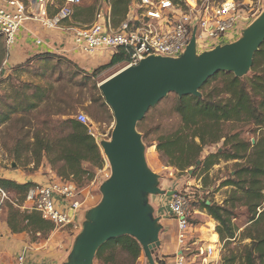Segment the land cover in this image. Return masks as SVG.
I'll list each match as a JSON object with an SVG mask.
<instances>
[{"label":"trees","instance_id":"16d2710c","mask_svg":"<svg viewBox=\"0 0 264 264\" xmlns=\"http://www.w3.org/2000/svg\"><path fill=\"white\" fill-rule=\"evenodd\" d=\"M111 2L112 25L118 27L125 20L132 0ZM39 58L37 61L45 62L42 75L48 71L55 73L57 68L48 63L61 60L49 54ZM125 61L124 53H115L109 63L94 71L93 76ZM69 64L77 68L73 63ZM80 74L81 71H76L72 78L76 79ZM62 80L60 75L55 82ZM54 90L53 85H37L16 92L13 103L2 102L5 108L0 109V125L11 121L17 114L23 120L33 116L31 114L37 112L41 103L55 95ZM201 90V97H178L174 111L180 125L176 131L160 135L155 146L167 167L182 173L192 171V176L200 169L206 175L221 161L235 162L238 169L234 179L227 178L221 184V188H233L230 198L223 205L203 201L201 208L216 222L220 242L230 248V255L224 257L222 264H264V43L255 53L249 76L240 78L233 73H219ZM72 116L63 110L57 116L49 114L40 125L44 129L36 128V118L25 123L22 129H27L24 138L18 139L10 152L15 164L30 166L28 162L21 164L22 158L29 155L35 158L34 171L41 165H49L60 180L71 181L79 187L85 181L93 180L95 173L86 165L102 169L104 159L88 127ZM245 134L253 135L255 142L252 143ZM222 143L217 152L205 155L206 150ZM44 159L47 160L45 163ZM208 178L207 175L204 177L203 186ZM36 186L0 178V202L4 192L7 195L14 193L22 203ZM237 204L244 209L243 214L240 208L237 210ZM10 209L8 225L13 233L30 230L43 236L55 228L35 211L21 212L12 206ZM241 215L245 221L239 225ZM24 222L27 223L25 226ZM242 228L244 231L240 232ZM248 240L250 242L246 243ZM142 253L140 243L125 236L107 242L97 258L104 264H136Z\"/></svg>","mask_w":264,"mask_h":264},{"label":"built area","instance_id":"2783aa9c","mask_svg":"<svg viewBox=\"0 0 264 264\" xmlns=\"http://www.w3.org/2000/svg\"><path fill=\"white\" fill-rule=\"evenodd\" d=\"M36 13L26 4L9 2L13 10L0 7V36L9 45L15 42L17 32L29 18H35L47 28H58L73 15L74 7L82 0H64V6L53 18L48 16L52 0H32ZM264 9V0L257 5H246L237 0H132L125 20L118 28L112 25V7L107 13L100 10L97 22L91 27L74 32V44L82 52L94 55L100 51L122 52L125 68L139 66L151 57L179 59L196 39L197 53L213 51L238 37ZM124 68V69H125ZM75 119L89 129V134L99 143L89 118L79 114ZM110 178V177H109ZM80 191L71 181L51 180L32 188L27 195L31 210L43 220L61 229L74 224L76 214L83 209ZM67 201L74 209L73 216L57 206L56 199ZM2 192L0 214L4 201ZM167 208L177 221V243L180 248L174 264H220L222 247L207 245L192 234L193 212L190 198L176 193L169 198ZM76 227V226H75ZM19 256L16 264H24Z\"/></svg>","mask_w":264,"mask_h":264},{"label":"water","instance_id":"95a60500","mask_svg":"<svg viewBox=\"0 0 264 264\" xmlns=\"http://www.w3.org/2000/svg\"><path fill=\"white\" fill-rule=\"evenodd\" d=\"M243 32L238 42L201 56L194 37L179 59L151 57L139 66L121 70L100 85L116 121L112 141L103 145L111 176L101 187L102 203L87 214L89 222L77 240L72 264H93L107 242L125 236L136 239L149 263L156 264L152 252L160 246L163 227L148 197L163 193L158 189V177L146 169L138 124L171 94L201 97V89L219 73L242 78L246 68H252L255 53L264 43V13ZM12 167L17 165L13 163ZM175 194L168 192L167 196ZM73 213L71 208V217Z\"/></svg>","mask_w":264,"mask_h":264},{"label":"rangeland","instance_id":"374dc122","mask_svg":"<svg viewBox=\"0 0 264 264\" xmlns=\"http://www.w3.org/2000/svg\"><path fill=\"white\" fill-rule=\"evenodd\" d=\"M111 1L112 0H84V5L89 3L92 8H96V10L99 8L100 10H103L104 13H106L109 6L112 7ZM237 1L239 3L252 6L257 5L258 2V0ZM263 13L264 9L261 11L260 16H257L256 19L251 22L249 27H247L245 30L250 28L253 23L260 19ZM243 33H241L238 37L233 38L231 41H229V43L226 42L219 47L225 48L238 42V40L243 38ZM201 55H203V53L198 54V56ZM48 64L57 68L55 73L48 71L45 75H42L45 62L35 61L27 66L24 70H18L7 81L0 82V109L5 108L3 103H13L15 100V93L19 92L20 90L27 91L29 90V87L37 85L43 87H49L50 85L55 86V95H53L49 101L41 103L37 112H33L31 114L33 116L23 120L21 115L17 114L12 116L11 121L3 124L0 127V172H11L13 170L12 164L15 163V161L10 152L13 147H15L17 140L24 138L27 132V129L25 128L22 130L25 123H28L29 120L31 121L32 118H36L34 125L37 129H42L43 127L40 125L43 124L46 116L49 114L57 116V114L63 110L66 112V114L73 115L72 118H75V115L79 114H85L89 118L91 126L95 129V134L99 141L98 145L104 159V167L102 169H97L91 165H86V167L95 173L93 180L97 178L96 180H98V182L104 183L111 176V165L103 145L112 141V135L116 121L112 109L106 103L103 92L100 89V85L113 75L123 70L126 64L125 62L118 64L99 73L97 76H93V73L99 67L96 69L94 68V70L92 69V71H85L78 66H76L77 68H74L66 60L58 59L53 60ZM69 69L70 71H68ZM251 69L250 67H247L246 71L242 74V78L249 76ZM76 71H81V74L78 75L76 79H74L72 78V75L73 73H76ZM60 75L62 76L63 80L60 83L55 82L57 77ZM177 100L178 96L175 94H171L163 99L157 106L150 109L144 120L141 121L137 127V132L139 136L142 137L146 169L148 172L158 177V189H160V191L163 193L161 195H150L148 197V201L154 209L155 217H160L162 219L161 215L163 213L160 209H167V204L170 198L167 196L168 192L183 193L187 195L191 200L193 225L197 224L202 226L201 229L204 232L209 231L211 233L209 242L214 243L215 241H218V234H213L214 228L217 227V224L208 215V213L201 208V205L202 202L206 200L207 204L212 202L214 204L223 205L224 202L230 198L232 191L234 190L232 187L221 188V184L227 178L234 179L235 171H237L238 168L235 166V162L233 161H221L219 165L211 168L206 174L209 178L206 186H203V179L206 175L202 169L198 170L196 174L192 176L193 172L191 171L182 173L172 167H167L160 153L157 151L155 141L160 135L170 134L178 129L180 120L174 111ZM244 136L247 139H251L252 143L255 142L253 135L245 134ZM222 146L223 143L206 150L205 155L208 153L217 152ZM34 160V157L32 158V156L26 155V158H22L21 164L28 162L31 163V165L28 167H20V165H18L16 169H22L28 174H34L38 171L40 172V170L43 168V165H41L37 171L32 170L34 169ZM46 161L47 160L44 159L43 163ZM89 184L90 182L85 181L83 185H80L81 187L77 185V188L81 191ZM81 195L80 198L82 197ZM240 195L241 193H239V197H241ZM7 196L8 199L3 204V211L0 214V222L2 221L8 223L9 213H11L10 206H12L13 209H18L21 211V207L25 204V201L20 203L17 199L19 197L16 198L14 193L8 194ZM20 205L21 207H19ZM236 206L238 208L237 210L241 209L239 204ZM196 211L199 212V214H196ZM164 212L167 211L165 210ZM241 212L243 214V212H245L244 209H241ZM170 218H167V220L169 221ZM244 221L245 218L241 215L238 220L239 225H242ZM213 223H215V226ZM25 224L26 222L23 223L24 226ZM75 225H77L75 228H79L80 226L77 223H74L73 226L71 225L65 227L64 229L67 230L71 235L75 234V232L79 230L74 228ZM2 230L3 229L0 228V241L2 240L1 238L3 235ZM54 230L56 231L57 228H54ZM243 231L244 228H242L240 232ZM175 232L177 233V229H175ZM14 235L15 234L10 231V235H8L7 238L8 240H11V245L14 244L13 246H16L18 244L15 241L22 240L24 238V234H17L18 237ZM49 235L50 234L48 233L40 237H37L36 235H28V238L30 241H39L47 239ZM249 242V240L246 241V243ZM219 247H222L221 250H219V262L222 264L224 257L230 255V248H225V245L221 242ZM16 257L17 256H5L4 258H0V264H13L15 262L14 260H16ZM162 263L172 264V261H163Z\"/></svg>","mask_w":264,"mask_h":264},{"label":"crops","instance_id":"0c3cea01","mask_svg":"<svg viewBox=\"0 0 264 264\" xmlns=\"http://www.w3.org/2000/svg\"><path fill=\"white\" fill-rule=\"evenodd\" d=\"M11 1L26 4L32 13L37 11L32 0H0V7L13 10V7L9 4ZM63 6L64 0H52L51 5L48 7V16L50 18L55 17ZM99 12V8L97 10L92 8L89 3L84 5V0H82L80 5L74 7L73 15L58 28H47L41 21L29 18L17 32L13 44L9 45L5 37L0 36V82L7 81L18 70H24L31 63L37 61L40 56L47 54L71 62L85 71H92L94 68L109 63L115 52L100 51L94 55H88L80 51L74 44L75 30L91 27L98 21ZM118 27L114 26V28ZM0 178L15 181L19 184L33 183L35 185H43L51 180L59 179L49 165H45L40 172L34 174H28L22 169L13 168L11 172H0ZM96 179L91 180L90 184L82 190L80 201L83 202V209L75 216L74 223L80 225L79 228H75L77 225L74 226L75 229H79L75 234L71 235L67 230L61 228L48 233L50 235L47 239L30 241L28 235L40 237L41 233H34L30 230L13 233L8 223L1 221L0 228L3 229V235L0 241V258L17 256L13 264H16L18 257L21 255L25 257L24 264H72L71 257L77 240L84 232L85 225L89 222L87 214L97 208L103 201V193L101 192L103 182H98ZM56 203L62 210L70 211L71 209L70 204L60 198L56 199ZM160 210L163 213L161 215L162 219L160 217L156 218L160 219L159 225L163 228L160 232V246L153 250V258L156 264H163V261H172V264H174L175 256L180 251L177 243L178 231L175 232L177 221L173 216H169L171 214L168 208ZM165 210L167 212H164ZM21 211L33 212L27 200L22 205ZM196 214H199V212L196 211ZM167 217H171L169 221ZM213 224L215 226V223ZM201 228L202 226L197 224L193 225L192 234L207 245H212L209 242L211 233L209 231L204 232ZM215 228L213 234L216 233ZM10 231L17 237V234H24L22 240L15 241L18 244H15L16 246L11 245V240L7 238ZM212 246H220L219 236L217 243ZM93 264H104V262L99 260L96 255ZM136 264H150L145 253H142Z\"/></svg>","mask_w":264,"mask_h":264},{"label":"bare ground","instance_id":"6f19581e","mask_svg":"<svg viewBox=\"0 0 264 264\" xmlns=\"http://www.w3.org/2000/svg\"><path fill=\"white\" fill-rule=\"evenodd\" d=\"M212 243V242H211ZM214 243H217V241H215ZM214 243H212V245H214Z\"/></svg>","mask_w":264,"mask_h":264}]
</instances>
